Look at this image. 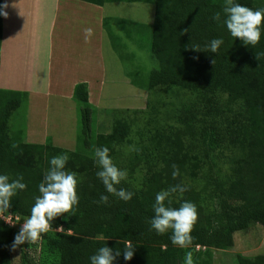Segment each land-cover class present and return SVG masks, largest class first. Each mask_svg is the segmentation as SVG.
Segmentation results:
<instances>
[{
  "label": "trees",
  "instance_id": "16d2710c",
  "mask_svg": "<svg viewBox=\"0 0 264 264\" xmlns=\"http://www.w3.org/2000/svg\"><path fill=\"white\" fill-rule=\"evenodd\" d=\"M83 1L103 6L114 0ZM141 1L155 6L148 31L159 67L145 80L131 73L132 84L147 90L150 99L146 110L116 115L110 133H94L97 110L89 101L87 83H79L73 94L78 123L75 149L55 146L51 139L44 145L28 144L23 131L10 126L14 113L28 101L27 93L0 89V174L10 181L23 176L27 185L12 198L8 212L30 216L52 157L67 153L65 170L76 173L79 204L55 218L50 229L63 227L57 241L58 264H91L90 257L106 245L113 254L121 251L113 264H184L185 253L198 247L203 250L193 257L194 264H212L211 249L231 248L235 233L253 223L264 228V24L260 42L246 46L224 24L225 0ZM235 2L264 9V0ZM216 13L219 21L213 19ZM216 38L223 44L217 53H210L206 46ZM1 44L2 15L0 54ZM196 46L201 51L193 49ZM163 89L178 91V98L181 91L190 93L192 101L181 102L170 113L161 100ZM134 126L138 129L132 139ZM128 144L133 148L125 154ZM102 147H108L113 163L127 171V178L116 187L132 192L130 201L107 193L97 177L95 150ZM173 165L180 173L175 179ZM175 185L187 191L174 193L168 206L179 208L190 201L197 207L188 249L172 244L171 230L159 235L150 225L156 194ZM102 194L109 196L108 204L97 203ZM13 233L0 219V264H13ZM126 241L134 247L131 260L123 257ZM236 263L264 264V254L237 255Z\"/></svg>",
  "mask_w": 264,
  "mask_h": 264
},
{
  "label": "crops",
  "instance_id": "0c3cea01",
  "mask_svg": "<svg viewBox=\"0 0 264 264\" xmlns=\"http://www.w3.org/2000/svg\"><path fill=\"white\" fill-rule=\"evenodd\" d=\"M2 10L8 16L2 15L0 89L28 95L15 129L23 131L26 143L44 145L51 139L55 146L73 150L77 134L73 94L79 83L88 85L89 101L100 111V126L113 122L118 113L142 109L147 90L127 77L115 40L122 29L147 30L154 21L152 3L114 0L99 6L83 0H2ZM124 14L145 21L129 26ZM89 27L94 35L85 42L84 30Z\"/></svg>",
  "mask_w": 264,
  "mask_h": 264
},
{
  "label": "clouds",
  "instance_id": "9594fccd",
  "mask_svg": "<svg viewBox=\"0 0 264 264\" xmlns=\"http://www.w3.org/2000/svg\"><path fill=\"white\" fill-rule=\"evenodd\" d=\"M7 8L8 5L3 6ZM223 12L226 19L224 24L227 30L235 39L239 38L246 46H255L261 39V25L264 24V9L253 10L249 7L236 3L235 0H225ZM0 15L7 18V11L0 10ZM216 21L220 20V14L213 16ZM94 35V30L89 27L84 30L85 42H90ZM223 44L221 38L210 41L206 46L210 53H217ZM201 51L198 46L193 47ZM213 60V64H214ZM16 147V145H13ZM109 148L102 147L95 150V162L99 167L97 177L102 181L107 193L119 197L127 202L133 197L132 192L124 189H117L122 180L127 178V171L118 168L109 155ZM69 160L67 153L54 156L50 160V167L45 172L42 182L38 186L40 195L35 197V202L31 208L30 216L24 220L20 231L14 237L12 249L25 242L36 243L52 228V221L65 213H71L74 206L79 204L77 195V178L75 172L66 171V164ZM172 176L175 179L179 176V168L173 165ZM23 176L11 180L8 175L0 174V219L12 224L13 217L8 212L11 207L12 198L18 190L26 189L27 185L22 182ZM187 188L182 185H175L167 190L158 192L153 205L154 216L150 221L151 229L157 234L163 235L171 230L170 240L173 245L182 249H188L193 243L192 231L198 220L197 207L190 201H184L179 208L169 207L172 203L170 197L174 193L183 194ZM167 201V204H166ZM97 203L108 204L109 196L101 195ZM63 231V227L58 228ZM121 255L120 250H115L106 246L100 247L97 252L90 257L91 264H113L116 257ZM134 256V247L131 241L125 242L123 257L131 260ZM184 264H194L193 252L185 253Z\"/></svg>",
  "mask_w": 264,
  "mask_h": 264
},
{
  "label": "rangeland",
  "instance_id": "374dc122",
  "mask_svg": "<svg viewBox=\"0 0 264 264\" xmlns=\"http://www.w3.org/2000/svg\"><path fill=\"white\" fill-rule=\"evenodd\" d=\"M125 18L128 20V25L135 24L137 21H145L144 18H132L131 16L124 14ZM135 20V21H134ZM115 24H113L114 26ZM118 25V24H117ZM119 26V25H118ZM144 28V27H143ZM146 29V28H144ZM119 37L116 38L115 44L118 47V51H120V55L123 60V66L126 71L127 77L130 79L131 73L137 74L139 76H144V80L149 76L150 72L153 69H157L159 67V62L154 57L151 51V41H150V33L147 30H142L141 32L133 31L129 27V32L127 33L124 29L119 30ZM130 36H127V35ZM141 81V78L139 79ZM171 91V92H170ZM163 89L160 91L161 100L165 104V109L169 110L170 113L176 109V107L183 101L190 102L192 101L193 96L190 93L181 91L177 97L176 93L178 91ZM159 94V93H158ZM155 95L151 96V101L155 100ZM150 99V95L143 103H141L142 109L146 110L147 102ZM25 103H23L24 105ZM152 104V102H151ZM22 105V106H23ZM21 106V107H22ZM20 107V108H21ZM20 108L14 113L10 126L12 130H15L18 126L17 122L19 116L22 114V108ZM18 112V113H17ZM100 111H95L92 118V127L95 134H108L112 129V124L106 126H100L101 123H98L100 118ZM103 113V112H102ZM111 113H108L109 116ZM120 114V113H118ZM104 115V114H103ZM102 115V116H103ZM18 116V118H17ZM145 119L149 117L148 115H144ZM113 120V119H112ZM142 125V124H141ZM78 129V123H77ZM137 127H133V132L131 134V138H136ZM16 131V130H15ZM76 146V140L74 141L73 146ZM72 146V147H73ZM75 146L72 148L75 149ZM133 148L132 145H127L123 149V153H129ZM27 217L19 216V220H17L13 226V238L20 231V228L26 220ZM61 231H49L46 240L42 238L38 240L36 243L29 244L25 242L24 244L16 247L14 250L11 247L10 255L13 261V264H58L59 260V251L57 249V241ZM43 240V241H42ZM203 250L202 248H196L193 252V257L199 252ZM212 254V264H237L236 256L244 255V256H256L264 254V228L257 223H253L246 231L237 232L234 235V245L227 250H219V249H211Z\"/></svg>",
  "mask_w": 264,
  "mask_h": 264
},
{
  "label": "built area",
  "instance_id": "2783aa9c",
  "mask_svg": "<svg viewBox=\"0 0 264 264\" xmlns=\"http://www.w3.org/2000/svg\"><path fill=\"white\" fill-rule=\"evenodd\" d=\"M11 215H12V214H11ZM12 217H13V223H12V224H9V223H7V222H5V221L3 220V222L6 224V226L9 227L10 229H13V228H14L13 224H14L17 220H19V216H18V215H12ZM1 220H2V219H1Z\"/></svg>",
  "mask_w": 264,
  "mask_h": 264
}]
</instances>
